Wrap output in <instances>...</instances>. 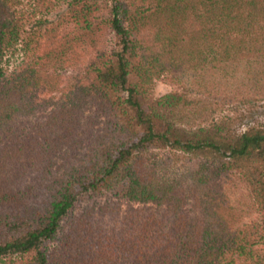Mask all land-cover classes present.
<instances>
[{"label": "trees", "instance_id": "trees-1", "mask_svg": "<svg viewBox=\"0 0 264 264\" xmlns=\"http://www.w3.org/2000/svg\"><path fill=\"white\" fill-rule=\"evenodd\" d=\"M241 60L264 71V0H0V264H264V127L200 95ZM185 66L193 98H149Z\"/></svg>", "mask_w": 264, "mask_h": 264}, {"label": "rangeland", "instance_id": "rangeland-1", "mask_svg": "<svg viewBox=\"0 0 264 264\" xmlns=\"http://www.w3.org/2000/svg\"><path fill=\"white\" fill-rule=\"evenodd\" d=\"M63 9L64 6L60 1L50 16ZM101 13L105 14L103 10ZM145 33L147 32L145 31ZM116 48L112 34L107 29H102L97 35L96 49L109 53ZM79 50V63L86 61L94 54L93 48L85 47ZM143 51V49H138L137 53ZM262 68L263 66L259 63L241 60L227 65L225 73L221 70H214L206 79L207 92L202 91L200 95L209 94L210 97H216L218 100L223 98L213 116L218 118L221 115H227L230 118L229 125L233 134H238L249 127H264V94H261L264 92L260 90L264 88ZM74 72L75 70L69 68L66 71H61L64 73L62 80H67L68 77L65 76L72 75ZM168 92H177L193 98V68L187 67L184 71L175 73L164 71L153 75L148 90L149 98H155ZM240 95H243L247 101L234 104L242 97ZM142 106L145 107V101H142ZM222 185L230 203L235 204L240 197L245 199L247 204L249 203L248 188L242 181L238 179H233V182L225 180ZM242 209L241 222L261 216V212L250 210L246 205H242Z\"/></svg>", "mask_w": 264, "mask_h": 264}]
</instances>
